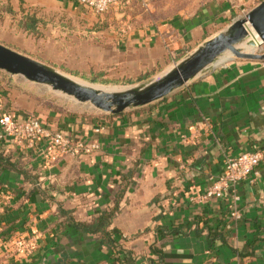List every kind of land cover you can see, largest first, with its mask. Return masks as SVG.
Listing matches in <instances>:
<instances>
[{"label":"crops","instance_id":"1","mask_svg":"<svg viewBox=\"0 0 264 264\" xmlns=\"http://www.w3.org/2000/svg\"><path fill=\"white\" fill-rule=\"evenodd\" d=\"M144 1L96 15L74 0H0V44L51 67L136 85L260 3ZM22 37H33L32 53L12 46ZM0 97L18 121L35 117L84 147L48 162L46 139L0 143V264H264V61L223 60L119 115L27 108L1 80ZM247 151L263 160L237 186L239 201L225 193L198 202L226 159ZM106 213V231L120 235L115 256L101 234L76 228Z\"/></svg>","mask_w":264,"mask_h":264},{"label":"water","instance_id":"2","mask_svg":"<svg viewBox=\"0 0 264 264\" xmlns=\"http://www.w3.org/2000/svg\"><path fill=\"white\" fill-rule=\"evenodd\" d=\"M256 36V37H255ZM251 48L264 46V0L228 28L204 41L199 47L159 78L148 84L121 91H103L79 83L40 63L0 44V71L19 76L28 82L50 88L80 104H90L96 110L119 115L130 108H138L164 99L197 77L225 53L244 61H264V53H246L240 45Z\"/></svg>","mask_w":264,"mask_h":264},{"label":"built area","instance_id":"3","mask_svg":"<svg viewBox=\"0 0 264 264\" xmlns=\"http://www.w3.org/2000/svg\"><path fill=\"white\" fill-rule=\"evenodd\" d=\"M74 1L96 15L106 13L112 6L128 7L137 3H142L145 6L144 0ZM256 52L262 53L263 46L256 47ZM7 139L12 140L16 144H26L28 146L42 139L48 140V162H55L66 155H75L84 148L80 143L74 144L71 142L61 132L51 133L35 117H28L23 121H18L5 109L3 100L0 97V143ZM262 160L263 156L261 153L253 151L242 152L235 157L226 159L222 175L209 180V186L197 197V201L206 203L213 199H221L225 193H230L233 203L236 204L239 201L236 194L237 186L249 180ZM232 216L240 218L239 213L236 212Z\"/></svg>","mask_w":264,"mask_h":264},{"label":"rangeland","instance_id":"4","mask_svg":"<svg viewBox=\"0 0 264 264\" xmlns=\"http://www.w3.org/2000/svg\"><path fill=\"white\" fill-rule=\"evenodd\" d=\"M262 1L263 0H260L259 2H262ZM238 14H239L238 17L234 16L233 18H231L232 22H234L235 20L239 18L244 17L247 13L238 12ZM108 24L109 23L106 22L104 24L105 25L104 28H108L109 26ZM32 41H33V37L30 38V40L27 37L26 38L22 37L19 42H18V39H15L14 43L16 42L18 43L13 44L12 46L13 47H29V51L32 53L33 51L32 47H37L35 42H34L35 43L34 45L32 44ZM240 47L246 53H250V49H252L246 44L240 45ZM193 51L194 50L188 51V53L185 56L179 55V53H177V55H174L172 57L173 61L170 60V63L167 65V67H158L157 69L153 71L152 74L148 76V79L136 85H135V82L111 83L113 80L109 78H105V73H107L105 71L95 72V73L91 72L90 74H88L87 72H83L81 74L77 70H72L64 66L53 67V68L57 70L58 72L70 77L74 81L88 85L92 88L103 90V91H121V90L132 88L138 85L148 84L149 82L156 80L167 70L174 67L178 62L188 57ZM229 58L235 59L230 53H225L224 55L220 57V60L218 59L216 65L219 63V61L226 60ZM0 80L4 83L5 86H8L10 89L14 91V94L16 96L14 97V99L19 101L21 105L27 108H36V109L38 108L40 111L44 113L52 112V113L67 114V115H91L92 113L100 112L96 110L93 106H91L90 104H80L70 97L64 96L63 94H60V93L53 92L50 88L46 86L37 85L31 82H28L19 76H11L3 71H0Z\"/></svg>","mask_w":264,"mask_h":264},{"label":"trees","instance_id":"5","mask_svg":"<svg viewBox=\"0 0 264 264\" xmlns=\"http://www.w3.org/2000/svg\"><path fill=\"white\" fill-rule=\"evenodd\" d=\"M1 10H2V7H0V11ZM28 26L30 27V24L24 25L26 30L35 34V30L33 28L30 29ZM149 75L150 74H147V75L140 77L138 79V82L148 79ZM95 81H93V82H95ZM112 217H113V213L102 214L100 217L95 219L93 224L85 225V224L78 223L76 225V228L78 230H81V231H83L85 233H89V234H101L103 245L106 248H108L109 250H111V252L115 256L116 254L119 253L120 248H119L118 244L116 243V241L114 240L113 236L116 238H120V235L117 231H110V232L106 231V228L110 225ZM118 258H119L118 256H117V258H115L116 263L120 262V260Z\"/></svg>","mask_w":264,"mask_h":264},{"label":"bare ground","instance_id":"6","mask_svg":"<svg viewBox=\"0 0 264 264\" xmlns=\"http://www.w3.org/2000/svg\"><path fill=\"white\" fill-rule=\"evenodd\" d=\"M250 52L253 53V52H256V47L255 48H252L250 49ZM228 53V52H227ZM223 60L219 61L220 63L222 62Z\"/></svg>","mask_w":264,"mask_h":264}]
</instances>
